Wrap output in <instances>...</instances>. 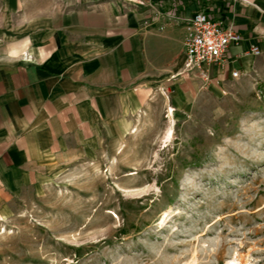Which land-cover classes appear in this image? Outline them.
Masks as SVG:
<instances>
[{"label":"rangeland","instance_id":"1","mask_svg":"<svg viewBox=\"0 0 264 264\" xmlns=\"http://www.w3.org/2000/svg\"><path fill=\"white\" fill-rule=\"evenodd\" d=\"M171 86L0 197V264H264L263 53Z\"/></svg>","mask_w":264,"mask_h":264},{"label":"crops","instance_id":"2","mask_svg":"<svg viewBox=\"0 0 264 264\" xmlns=\"http://www.w3.org/2000/svg\"><path fill=\"white\" fill-rule=\"evenodd\" d=\"M199 11L242 36L219 80L248 76L249 47L264 55V0H0V197L49 158L125 130L153 91L188 98L186 20Z\"/></svg>","mask_w":264,"mask_h":264},{"label":"built area","instance_id":"3","mask_svg":"<svg viewBox=\"0 0 264 264\" xmlns=\"http://www.w3.org/2000/svg\"><path fill=\"white\" fill-rule=\"evenodd\" d=\"M186 21L188 34L184 41L185 73L200 80L203 87L213 82L218 84L219 75L228 64L226 50L229 46L240 45L242 36L232 27L224 25L202 11L193 14ZM262 39L264 41V36ZM246 53L252 57H259L262 50L258 44H253ZM240 76L238 70L230 72L231 80H237Z\"/></svg>","mask_w":264,"mask_h":264}]
</instances>
